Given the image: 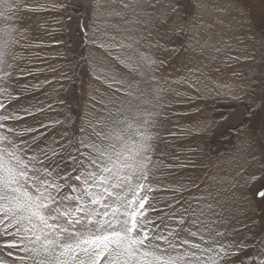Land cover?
I'll list each match as a JSON object with an SVG mask.
<instances>
[{
	"label": "rangeland",
	"instance_id": "obj_1",
	"mask_svg": "<svg viewBox=\"0 0 264 264\" xmlns=\"http://www.w3.org/2000/svg\"><path fill=\"white\" fill-rule=\"evenodd\" d=\"M26 2L38 8L22 13L24 27L29 29L22 43L29 46L17 48L21 58L10 61L19 65L16 76L7 84L0 81V88L21 96L19 102H11L9 111L21 106L44 107L43 113L27 117V123L60 120L63 124L52 130L50 138L66 133L65 142L78 140L84 135L81 127L85 115L93 112L94 101L90 98L96 90L107 88L97 77L122 71L125 80L132 79L133 87L142 78L114 60L117 55L126 59L129 51L115 46L131 45L153 56L156 53L150 45L169 41L176 51L155 73L156 79L149 80L155 85L150 92L152 103L126 99L140 104L141 109L162 114L159 121L163 127L152 130L161 132L154 161L189 165L163 169L158 173L161 181L174 187L180 182L188 184L192 178L201 187L200 192L191 188L184 194L197 215H187L188 224L181 235L200 243L198 236L189 235V230L199 231L205 239L228 243L234 239L233 229L243 221L248 225L245 235L254 236L256 241L264 239V203L242 197L249 191L245 187L248 175L264 165V0H180L183 12L174 15L171 5L175 0ZM81 25L87 26V33ZM181 28L183 35H178ZM19 69L43 71H33L17 83ZM45 80L49 82L40 85ZM25 84L40 87L22 91ZM0 101L9 103L4 96ZM128 115L137 118L134 112ZM213 121L210 131L201 130ZM6 123L27 126L24 121ZM242 123L249 130L237 133ZM67 151L72 152V148ZM169 172L171 175H167ZM153 195L157 197L155 203L163 207L171 193L157 191ZM201 197L202 201L198 199ZM201 208L203 216L199 215ZM166 223L171 225L173 221ZM217 232L224 235L218 236ZM252 251L259 255L264 245Z\"/></svg>",
	"mask_w": 264,
	"mask_h": 264
},
{
	"label": "snow or ice",
	"instance_id": "obj_2",
	"mask_svg": "<svg viewBox=\"0 0 264 264\" xmlns=\"http://www.w3.org/2000/svg\"><path fill=\"white\" fill-rule=\"evenodd\" d=\"M36 10L26 0H0V81L5 84L19 68L10 63L21 58L16 49L29 46L22 43L29 31L22 13ZM178 12H183V5L175 0L171 14ZM184 16L187 18L186 12ZM81 27L87 33V26ZM183 32L179 29L178 35ZM115 47L129 51L126 59L117 55L114 60L142 78L133 87L132 79L125 80L122 71L97 77L107 88L96 90L90 98L93 112L85 115L84 135L78 140L65 142L66 133L50 138L52 130L63 124L60 120L46 123L37 119L28 124L27 117L43 113L45 108L21 106L9 111L11 102H19L21 96L0 88V96L9 102L0 101V255L7 257L0 258V264H264V252L257 255L252 251L264 245V239L256 241L245 235L248 225L243 221L233 229L234 239L228 243L205 239L199 231L189 230V235L198 236L200 243L181 235L188 224L187 215H197L184 194L191 188L200 192L201 187L192 178L188 184L180 182L174 187L161 181L158 173L163 169L189 165L154 161L161 132L152 130L163 127L159 121L162 114L133 103H152L150 92L155 85L149 80L156 79L155 73L176 49L167 40L150 45L156 53L153 56L123 43ZM33 71L43 70L19 69L17 83ZM40 85L25 84L22 91ZM163 119L168 120L166 114ZM9 121H24L27 126L6 123ZM214 123L201 130L210 131ZM248 130L243 123L236 129L237 133ZM69 147L72 152L67 151ZM261 181L264 165L248 175L245 187L249 191L242 194L243 199L264 203ZM157 191L171 193L163 207L155 203L153 193ZM211 196L209 191L208 198ZM199 215H204L203 208ZM168 220L173 223L167 224Z\"/></svg>",
	"mask_w": 264,
	"mask_h": 264
},
{
	"label": "bare ground",
	"instance_id": "obj_3",
	"mask_svg": "<svg viewBox=\"0 0 264 264\" xmlns=\"http://www.w3.org/2000/svg\"><path fill=\"white\" fill-rule=\"evenodd\" d=\"M24 13V12H23Z\"/></svg>",
	"mask_w": 264,
	"mask_h": 264
}]
</instances>
